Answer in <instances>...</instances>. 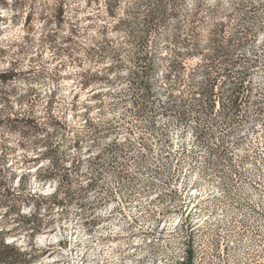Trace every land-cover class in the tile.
I'll use <instances>...</instances> for the list:
<instances>
[{"label": "clouds", "instance_id": "1", "mask_svg": "<svg viewBox=\"0 0 264 264\" xmlns=\"http://www.w3.org/2000/svg\"><path fill=\"white\" fill-rule=\"evenodd\" d=\"M262 166L264 0H0V264H264Z\"/></svg>", "mask_w": 264, "mask_h": 264}, {"label": "rangeland", "instance_id": "2", "mask_svg": "<svg viewBox=\"0 0 264 264\" xmlns=\"http://www.w3.org/2000/svg\"><path fill=\"white\" fill-rule=\"evenodd\" d=\"M30 20H31V17H29V22H30ZM145 43H147V41H145ZM147 55L151 56L152 54L151 53H147ZM166 55H167V51L166 50L161 53V57L162 58L164 56H166ZM177 55H180V54L177 53ZM198 60H199V57L196 56V55H191V54L187 55V56L184 57L183 64H181V67H183L184 65L188 64L189 62L196 63V62H198ZM148 70L150 71L151 68L149 67ZM130 135L135 136L136 132L130 130ZM253 144H256V142L253 141ZM253 150H255V149H253ZM253 159H254V157L252 156L251 151H250L249 154H248V161L251 163ZM231 162L233 164V168L231 170V175L228 178L229 179V183H233L235 181H240V179L243 178L244 182L245 183H249V185H251V187H253L254 189L257 187L256 185L260 184L259 180L253 181V180H249V179H246V178L240 176L242 170L247 175V170L243 169L242 165L236 163V158H234V157L231 158ZM255 165L256 166H260L261 165V161L259 159V156L255 157ZM261 170L264 171V166L261 167ZM259 186H260L259 190L261 191V185H259ZM242 188H245V187H241V189ZM249 193H254V191L250 192V191H248V189L246 191H244V194H246V195H250ZM229 194H228V196H229ZM232 194H233V192H232ZM220 243H222V242L217 241L216 244H215V252L213 253V255L216 256V257H223L229 251L228 249L226 250L227 247H222L221 248ZM222 245H224V244L222 243ZM209 250L211 251V248ZM194 255L198 256L199 253L197 251H194ZM205 259H207V257H205Z\"/></svg>", "mask_w": 264, "mask_h": 264}, {"label": "bare ground", "instance_id": "3", "mask_svg": "<svg viewBox=\"0 0 264 264\" xmlns=\"http://www.w3.org/2000/svg\"><path fill=\"white\" fill-rule=\"evenodd\" d=\"M232 185V188L228 191L226 197H225V201L224 203L221 205L222 207H224L225 209H227V207L232 206L233 209H239L242 208L243 206H245L246 204H252V198L253 196H259L260 195V190H259V185H256L257 187L254 189L253 187H251V185H249V183H245V188H240L239 190H237V185L240 184V181H235L233 183H230ZM257 184V183H256ZM248 189V191L252 192L254 191V193H249L250 195H246L244 194V191H246ZM233 192V194H232ZM230 193V194H229ZM229 194V196H228ZM248 194V193H247ZM221 195H224V193L222 192ZM199 205H197L198 207ZM255 211H259L258 207H255ZM221 248L225 247L224 245H222V243H220ZM219 248V247H218ZM228 248H226L227 250ZM227 254V253H226ZM196 256V255H194Z\"/></svg>", "mask_w": 264, "mask_h": 264}, {"label": "trees", "instance_id": "4", "mask_svg": "<svg viewBox=\"0 0 264 264\" xmlns=\"http://www.w3.org/2000/svg\"><path fill=\"white\" fill-rule=\"evenodd\" d=\"M30 17V16H29ZM9 119H12L11 117H9Z\"/></svg>", "mask_w": 264, "mask_h": 264}]
</instances>
